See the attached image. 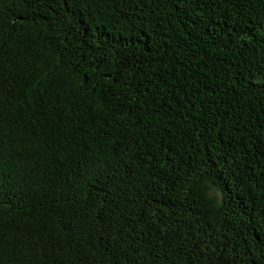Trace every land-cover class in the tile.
Segmentation results:
<instances>
[{"label": "trees", "instance_id": "1", "mask_svg": "<svg viewBox=\"0 0 264 264\" xmlns=\"http://www.w3.org/2000/svg\"><path fill=\"white\" fill-rule=\"evenodd\" d=\"M0 264H264V0H0Z\"/></svg>", "mask_w": 264, "mask_h": 264}]
</instances>
